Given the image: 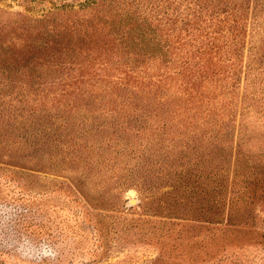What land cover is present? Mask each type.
Wrapping results in <instances>:
<instances>
[{
  "label": "rangeland",
  "instance_id": "obj_1",
  "mask_svg": "<svg viewBox=\"0 0 264 264\" xmlns=\"http://www.w3.org/2000/svg\"><path fill=\"white\" fill-rule=\"evenodd\" d=\"M117 7L167 56L111 42ZM263 19L264 0H0V264H264Z\"/></svg>",
  "mask_w": 264,
  "mask_h": 264
},
{
  "label": "trees",
  "instance_id": "obj_2",
  "mask_svg": "<svg viewBox=\"0 0 264 264\" xmlns=\"http://www.w3.org/2000/svg\"><path fill=\"white\" fill-rule=\"evenodd\" d=\"M110 1L115 2L116 0H110ZM118 5L119 4H117V6ZM119 11H120V14L116 16ZM143 11L144 12H142L141 14V12L137 10L130 9V11H127V10H122L121 8L117 7V12L113 14V18L111 19V22H110V28H111V31L113 32V35L111 36V42H114L113 40L118 38V40L121 43L122 42L125 43L126 47H128L130 50H134L135 48H137L138 50L139 49L144 50L145 52H142V53L149 58L150 57L151 58L163 57L165 55L167 56V53L169 52L170 44H167L166 41L163 40V37L166 35V31L160 30L158 32L157 31L155 32L154 30L155 28L153 27V24L149 22V19L152 20V15L146 14L145 10ZM155 11L156 13L158 12L157 9ZM183 13H185L186 15H189L186 12H184V9H183ZM197 14L202 16L203 15L202 10H198ZM117 17L119 18L115 20V18ZM182 17L183 15L181 16L179 15V18L181 20H184V23H183L184 25H188L191 22V19H188L186 22L185 18H182ZM258 20L259 19H255V22L253 23L255 24V31H258V27H260V23L259 25L257 23ZM231 21L233 22V24L230 25V28L233 31V37L227 41V44H225V46L228 48L227 50H225V52L228 57L227 65L233 68L235 65L234 60L236 59L235 51L237 50L236 38L241 33L243 22H242V18L240 15L233 16ZM122 33H124V35H122ZM181 36L182 35L178 33V35L176 36V39L181 40L182 38ZM124 37L125 38L128 37L129 41L127 43L125 42ZM261 48H263L262 45L253 46V49H255V52H258ZM231 55L233 56L232 58H231ZM182 63L188 64L186 60H184ZM252 63H254L253 57L247 65L249 77H250V73L252 72L251 67H250L252 66ZM235 75L236 73L234 72L231 73V79L227 81L229 83V87L235 86V83H236ZM244 94H243L244 101L246 99L252 100L253 99L252 96L254 95V89L253 91H250V89L245 88ZM248 106H250V104H247L245 107H248ZM197 176L198 178L195 177L193 180L194 181L193 183L200 188L207 187L208 185L199 179L201 178L200 175H197Z\"/></svg>",
  "mask_w": 264,
  "mask_h": 264
}]
</instances>
